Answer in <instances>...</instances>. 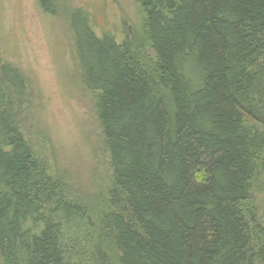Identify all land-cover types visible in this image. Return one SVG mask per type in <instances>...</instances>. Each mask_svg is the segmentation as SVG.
<instances>
[{
    "label": "trees",
    "instance_id": "obj_1",
    "mask_svg": "<svg viewBox=\"0 0 264 264\" xmlns=\"http://www.w3.org/2000/svg\"><path fill=\"white\" fill-rule=\"evenodd\" d=\"M134 1L117 39L38 0L91 96L102 185L26 138L28 81L0 57V264H264V0Z\"/></svg>",
    "mask_w": 264,
    "mask_h": 264
},
{
    "label": "rangeland",
    "instance_id": "obj_2",
    "mask_svg": "<svg viewBox=\"0 0 264 264\" xmlns=\"http://www.w3.org/2000/svg\"><path fill=\"white\" fill-rule=\"evenodd\" d=\"M63 3L68 8L86 7L95 32L111 30L117 39L141 16L134 0ZM63 25L44 14L38 0H0V57L15 64L28 81L26 138L33 139L55 168H64L77 186L90 187L91 178L102 185L105 159L97 152L93 159L91 154L100 144L91 96L76 84L77 70ZM262 200L264 217V195Z\"/></svg>",
    "mask_w": 264,
    "mask_h": 264
}]
</instances>
